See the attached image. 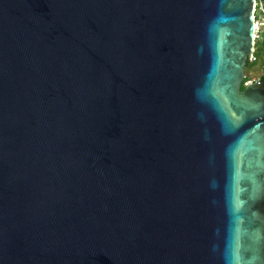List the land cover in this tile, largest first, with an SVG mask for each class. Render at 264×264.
<instances>
[{
  "label": "water",
  "instance_id": "water-1",
  "mask_svg": "<svg viewBox=\"0 0 264 264\" xmlns=\"http://www.w3.org/2000/svg\"><path fill=\"white\" fill-rule=\"evenodd\" d=\"M255 0H0V264H264Z\"/></svg>",
  "mask_w": 264,
  "mask_h": 264
},
{
  "label": "trees",
  "instance_id": "trees-1",
  "mask_svg": "<svg viewBox=\"0 0 264 264\" xmlns=\"http://www.w3.org/2000/svg\"><path fill=\"white\" fill-rule=\"evenodd\" d=\"M254 55L256 62L249 63L247 66L244 85L250 82V77L248 75L251 70H255L258 66H260L262 71H264V28L256 38ZM258 80H264V74Z\"/></svg>",
  "mask_w": 264,
  "mask_h": 264
},
{
  "label": "built area",
  "instance_id": "built-area-1",
  "mask_svg": "<svg viewBox=\"0 0 264 264\" xmlns=\"http://www.w3.org/2000/svg\"><path fill=\"white\" fill-rule=\"evenodd\" d=\"M255 4L256 5H254V24H255V37L257 38L261 30H263L264 28V0H255ZM256 38H255V42H256ZM254 54L250 59V63L256 62V58Z\"/></svg>",
  "mask_w": 264,
  "mask_h": 264
},
{
  "label": "rangeland",
  "instance_id": "rangeland-1",
  "mask_svg": "<svg viewBox=\"0 0 264 264\" xmlns=\"http://www.w3.org/2000/svg\"><path fill=\"white\" fill-rule=\"evenodd\" d=\"M263 74L264 71H262L260 66H258L255 70H251L250 74L248 75L250 77V82L257 81Z\"/></svg>",
  "mask_w": 264,
  "mask_h": 264
},
{
  "label": "flooded vegetation",
  "instance_id": "flooded-vegetation-1",
  "mask_svg": "<svg viewBox=\"0 0 264 264\" xmlns=\"http://www.w3.org/2000/svg\"><path fill=\"white\" fill-rule=\"evenodd\" d=\"M249 65V64H248ZM247 69V68H246ZM245 72H246V70H245ZM257 81H264V80H257ZM255 82V81H254Z\"/></svg>",
  "mask_w": 264,
  "mask_h": 264
}]
</instances>
